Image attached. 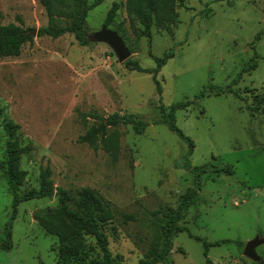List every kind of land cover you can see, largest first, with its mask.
<instances>
[{
  "label": "rangeland",
  "instance_id": "374dc122",
  "mask_svg": "<svg viewBox=\"0 0 264 264\" xmlns=\"http://www.w3.org/2000/svg\"><path fill=\"white\" fill-rule=\"evenodd\" d=\"M115 2L92 9L85 32L115 31L131 53L127 61L143 70H155L154 59L172 49L156 75L161 96L151 74L129 71L105 44L81 47L72 35H35L17 56L0 55V163L11 140L4 125H18L14 139L32 150L20 159L25 179L19 195L38 189L40 169L47 166L53 186L68 192L70 209L78 190H92L113 211L104 232L121 264H137L145 254L143 213L175 208L198 185L199 200L179 223L186 231L173 241L172 264H206V258L213 264H259L243 254L252 241L264 262V0H183L177 22L164 29L130 22L124 5L106 25ZM67 22L58 19L56 25ZM47 24L38 0H0L1 27L37 32ZM185 102L192 104L174 118L193 144L189 158L186 142L154 124ZM114 113L148 124L142 135L129 126L108 129L120 135L116 160L79 142L99 124L93 116ZM187 159L204 173L186 171ZM57 209L55 196L21 203L11 223L12 247H0V264H57L59 239L34 219ZM11 215L12 196L0 171V245ZM128 216L137 221L126 222ZM220 242L204 256V243Z\"/></svg>",
  "mask_w": 264,
  "mask_h": 264
},
{
  "label": "trees",
  "instance_id": "16d2710c",
  "mask_svg": "<svg viewBox=\"0 0 264 264\" xmlns=\"http://www.w3.org/2000/svg\"><path fill=\"white\" fill-rule=\"evenodd\" d=\"M44 8L48 24L37 31V37L60 38L66 34L72 35L79 46L86 47L90 44L88 34L85 32V21L88 13L100 6L106 0H96L88 5L89 0H38ZM106 17V25H109L115 17L116 12L124 5L127 19L130 22L138 21L144 28L149 29L156 26L160 29L167 28L177 22L176 7L183 3V0H115ZM211 2H225L229 0H210ZM58 19H66L65 26L56 25ZM28 31V30H27ZM13 27L0 26V55L2 57H14L19 54L20 48L26 42H31L33 37ZM173 57V50H168L162 58L154 59L156 69L153 71L143 70L137 62L126 61L125 65L129 71L151 74L153 82L157 87V93L161 96V87L156 80V75L166 62ZM222 92V91H219ZM228 92V91H227ZM203 92L199 98L203 97ZM191 102H185L173 106L160 122L175 133L182 141L188 144V156L192 154L193 144L176 127L174 113L191 106ZM99 120L96 127L90 128L87 133L79 139L80 143L87 144L94 152L99 149L112 155L116 160L119 152L120 135L116 130L111 132L109 128L129 126L137 135H142L148 124L139 120L134 115L112 114L107 119ZM19 130L18 125L7 123L4 125V132L11 139L6 144V154L3 162L0 163V171L4 178L9 193L12 196L11 222L5 226L1 249L9 251L11 243V223L15 219L17 208L23 202L47 199L55 196L58 202V209L48 213H36L35 221L47 234L59 239V251L57 264H121L111 255L108 248V240L104 229L113 219V211L110 205L97 197L88 188L76 192L78 200L74 209H70V196L61 187H54L51 180L52 171L47 166L40 169L38 179L39 187L22 195H19L20 187L25 179V172L19 169L20 159L28 155L32 150L30 147H19L15 134ZM184 169L195 172L197 176L204 173V169L191 168L187 159ZM227 173V171H226ZM198 185V184H197ZM199 185L197 189L189 188L178 200L175 208L159 207L155 211H145L142 215V223L147 230V249L142 259L137 264H172L170 260L173 250V241L176 235L186 231V228L179 227L188 209L195 206L199 200ZM124 220L137 221V218L128 216ZM91 241V243H90ZM196 241H200L196 239ZM224 242L208 245L204 243L207 255L210 246H220ZM206 264H213L206 258Z\"/></svg>",
  "mask_w": 264,
  "mask_h": 264
},
{
  "label": "water",
  "instance_id": "95a60500",
  "mask_svg": "<svg viewBox=\"0 0 264 264\" xmlns=\"http://www.w3.org/2000/svg\"><path fill=\"white\" fill-rule=\"evenodd\" d=\"M27 35L34 37L37 35L36 31H27ZM88 41L92 44H105L114 53L117 61L122 64L126 62L130 57L131 53L125 46L121 37L115 32L102 27L100 31L88 36ZM259 245L257 241L249 242L245 245L243 254L250 258L254 262L264 264L256 255L255 248Z\"/></svg>",
  "mask_w": 264,
  "mask_h": 264
}]
</instances>
